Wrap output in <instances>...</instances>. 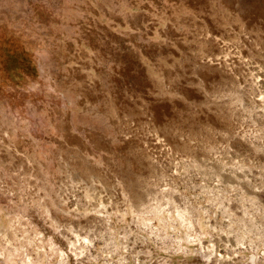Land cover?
I'll list each match as a JSON object with an SVG mask.
<instances>
[{
  "label": "rangeland",
  "instance_id": "rangeland-1",
  "mask_svg": "<svg viewBox=\"0 0 264 264\" xmlns=\"http://www.w3.org/2000/svg\"><path fill=\"white\" fill-rule=\"evenodd\" d=\"M0 264H264V0H0Z\"/></svg>",
  "mask_w": 264,
  "mask_h": 264
},
{
  "label": "bare ground",
  "instance_id": "bare-ground-1",
  "mask_svg": "<svg viewBox=\"0 0 264 264\" xmlns=\"http://www.w3.org/2000/svg\"><path fill=\"white\" fill-rule=\"evenodd\" d=\"M81 183V182H80ZM89 194V193H88ZM86 199V198H85Z\"/></svg>",
  "mask_w": 264,
  "mask_h": 264
}]
</instances>
